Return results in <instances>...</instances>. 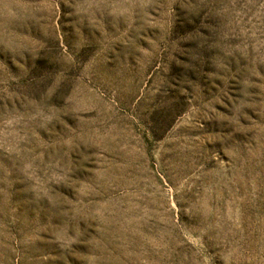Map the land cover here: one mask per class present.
Segmentation results:
<instances>
[{
  "label": "rangeland",
  "instance_id": "1",
  "mask_svg": "<svg viewBox=\"0 0 264 264\" xmlns=\"http://www.w3.org/2000/svg\"><path fill=\"white\" fill-rule=\"evenodd\" d=\"M0 264H264V0H0Z\"/></svg>",
  "mask_w": 264,
  "mask_h": 264
}]
</instances>
